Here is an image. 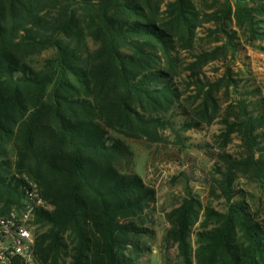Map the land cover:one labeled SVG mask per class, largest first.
Masks as SVG:
<instances>
[{
    "label": "trees",
    "instance_id": "obj_1",
    "mask_svg": "<svg viewBox=\"0 0 264 264\" xmlns=\"http://www.w3.org/2000/svg\"><path fill=\"white\" fill-rule=\"evenodd\" d=\"M263 42L264 0H0V206L24 204L25 177L39 185L41 263L141 264L156 189L123 139L158 144L168 130L185 152L186 131L219 119L208 183L225 210L187 178L165 244L183 264H264V217L239 183L264 184V114L233 68Z\"/></svg>",
    "mask_w": 264,
    "mask_h": 264
},
{
    "label": "rangeland",
    "instance_id": "obj_2",
    "mask_svg": "<svg viewBox=\"0 0 264 264\" xmlns=\"http://www.w3.org/2000/svg\"><path fill=\"white\" fill-rule=\"evenodd\" d=\"M47 55L34 58L39 65ZM236 76H240L244 87L252 91L249 95L253 101L260 102L256 112L264 114V54L259 49L247 46L241 50L237 63L233 64ZM212 76L216 72L206 69ZM223 71V70H222ZM221 71V72H222ZM219 72V73H221ZM175 120L182 123L190 119L185 114L177 113ZM225 125L219 119L214 123L204 124L201 128H191L184 133L190 147L181 152L177 147L175 136L166 131L164 140L158 144H149L145 140L124 138L134 152V166L132 170L139 173L148 185L156 189V204L153 215L155 237L152 241L153 252L142 258L141 264H183L176 246L167 247L165 236L171 227L168 212L177 206L185 195L187 178L195 194L205 203H212L216 208L225 210L223 198L213 197L210 193L208 178L212 175L215 166L221 163V145L219 135ZM239 134L232 136V141L226 146V151L238 156L242 153V141ZM240 187L248 193L249 201L255 210H259L264 217V184L250 182L246 178L239 179Z\"/></svg>",
    "mask_w": 264,
    "mask_h": 264
},
{
    "label": "built area",
    "instance_id": "obj_3",
    "mask_svg": "<svg viewBox=\"0 0 264 264\" xmlns=\"http://www.w3.org/2000/svg\"><path fill=\"white\" fill-rule=\"evenodd\" d=\"M25 179L28 186L24 204L11 209L0 206V264H42L37 256L32 222L38 210L51 207L41 197L39 185Z\"/></svg>",
    "mask_w": 264,
    "mask_h": 264
}]
</instances>
